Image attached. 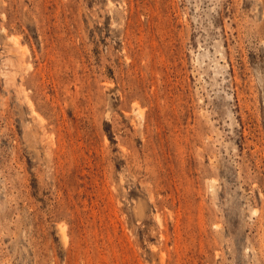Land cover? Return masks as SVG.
Returning a JSON list of instances; mask_svg holds the SVG:
<instances>
[{"label": "rangeland", "instance_id": "374dc122", "mask_svg": "<svg viewBox=\"0 0 264 264\" xmlns=\"http://www.w3.org/2000/svg\"><path fill=\"white\" fill-rule=\"evenodd\" d=\"M0 264H264V0H0Z\"/></svg>", "mask_w": 264, "mask_h": 264}, {"label": "bare ground", "instance_id": "6f19581e", "mask_svg": "<svg viewBox=\"0 0 264 264\" xmlns=\"http://www.w3.org/2000/svg\"><path fill=\"white\" fill-rule=\"evenodd\" d=\"M213 187V186H212Z\"/></svg>", "mask_w": 264, "mask_h": 264}]
</instances>
